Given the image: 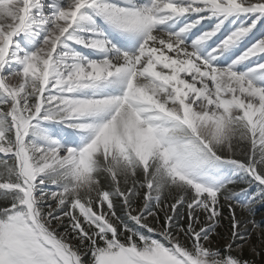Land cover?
Segmentation results:
<instances>
[{
	"label": "snow or ice",
	"instance_id": "obj_1",
	"mask_svg": "<svg viewBox=\"0 0 264 264\" xmlns=\"http://www.w3.org/2000/svg\"><path fill=\"white\" fill-rule=\"evenodd\" d=\"M0 264H264V0H0Z\"/></svg>",
	"mask_w": 264,
	"mask_h": 264
},
{
	"label": "rangeland",
	"instance_id": "obj_2",
	"mask_svg": "<svg viewBox=\"0 0 264 264\" xmlns=\"http://www.w3.org/2000/svg\"><path fill=\"white\" fill-rule=\"evenodd\" d=\"M0 158H3L2 157V154H0ZM3 204H4V201L3 200H0V206H3ZM259 218H260V215L259 216L257 215V219H259Z\"/></svg>",
	"mask_w": 264,
	"mask_h": 264
},
{
	"label": "trees",
	"instance_id": "obj_3",
	"mask_svg": "<svg viewBox=\"0 0 264 264\" xmlns=\"http://www.w3.org/2000/svg\"><path fill=\"white\" fill-rule=\"evenodd\" d=\"M261 213L264 214V209H260V210H259V214H258V216H259Z\"/></svg>",
	"mask_w": 264,
	"mask_h": 264
}]
</instances>
